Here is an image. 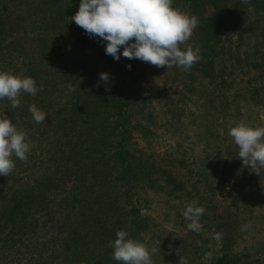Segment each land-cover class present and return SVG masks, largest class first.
<instances>
[{
	"label": "trees",
	"instance_id": "trees-1",
	"mask_svg": "<svg viewBox=\"0 0 264 264\" xmlns=\"http://www.w3.org/2000/svg\"><path fill=\"white\" fill-rule=\"evenodd\" d=\"M65 2L0 0V71L31 76L37 88L42 87L35 96L23 93L20 106L14 109L7 98L0 99V111L19 130L24 120L32 122L28 109L31 104L38 107L43 103L47 70L44 76L41 73L51 64L57 66L58 75L50 92L60 95L54 176L42 181L40 192L33 188L23 191L13 171L8 177L0 176V255L38 224L39 210L47 203V188L58 182L68 192L61 196L54 218L46 208L57 237L43 242L34 264H121L112 259L109 242H114L118 230L143 243V233L149 232L153 240L156 236L149 227L150 218L143 212V194L149 188L166 193L167 187L168 197L179 195L185 201L180 202L183 234L175 254L168 253L169 239H162L159 264H178L180 256L187 264L198 257L206 258L204 264H264V212L260 211L264 191L256 186L251 200L240 203L235 190L227 192L228 177L221 180L216 173L210 177L212 167L206 162H214L213 158L205 161L193 148L199 143L205 150L212 149L209 145L215 143V133L211 132L229 125L234 102L239 107L235 114L241 115L248 99L258 105L264 101V0L173 2V7L198 17L199 25L189 43L201 49V59L189 71L175 68L180 72V88H185L180 97H195L190 108L195 125L192 145L186 147L185 138L180 140V154L173 160L175 166L180 165V174L177 167L176 174L160 172L149 150L136 148L134 134L147 139L153 130L143 120L154 118L144 70L137 59L125 58L123 47L120 59H114L106 54L103 40L90 37L77 25L74 46L59 39L67 16L71 26L76 24L71 18L80 4V0ZM208 5H212V14L204 16ZM104 72L109 74L107 82L99 79ZM69 84L74 91L69 90ZM49 105L55 109L54 104ZM13 160L16 164L19 159ZM261 171L264 178V169ZM193 199L206 209L200 220L201 233L189 230L183 216ZM259 213L263 224L254 226ZM251 229L248 246L239 248Z\"/></svg>",
	"mask_w": 264,
	"mask_h": 264
},
{
	"label": "rangeland",
	"instance_id": "rangeland-1",
	"mask_svg": "<svg viewBox=\"0 0 264 264\" xmlns=\"http://www.w3.org/2000/svg\"><path fill=\"white\" fill-rule=\"evenodd\" d=\"M70 1L72 0H66L65 3ZM206 8L204 16L212 14V5H208ZM71 24L70 16H67L66 22H64L65 27L63 28V36L59 35L58 38L64 39L67 42L69 41L70 46H74L78 31L76 29V24L74 26H71ZM104 43L106 46L105 41ZM137 62V64L141 66V69L143 68L144 70V86L152 99L154 118L152 119L153 121L143 120L146 127L153 130V133L149 135L147 139L140 133L134 134L136 148L138 149V147H141L142 149H148L149 154H151L154 160L155 166L160 168H158L160 172L165 170L168 173L172 172L176 174L178 169L180 174V165L175 166L177 162L174 164V158H178L180 154V140L185 138L182 140L185 143H182L185 144L186 147L192 145L195 125L192 126L194 117L190 112V108L191 104L194 103L192 101L194 99L192 98L195 97L190 95L189 100L180 97V92H185V88H180V72L175 69L177 67L158 68L139 59H137ZM54 66V64H51L48 68L45 66L43 74L41 73V75L44 76V70H47L45 99H43L41 106H38V108L46 113V120L43 123H36L32 118V122L29 123L24 120L20 126L21 130L26 133L27 141L32 145L31 151L27 154V160H17L18 163L15 164V168L12 172L13 176H18L17 186L21 184L23 191L32 190L33 188L36 192H40L45 178L48 176L51 178L55 174L54 166H56V156L54 155V151L57 143L54 139V135L59 133L57 131L56 118L60 95L56 97L57 92H50L51 88H53L52 90L55 89V85L53 84L57 82L56 77L58 75V69L57 66ZM241 86L244 87L243 84H241ZM238 100L239 98L235 101ZM48 103L54 104L55 109L50 107V105L48 106ZM235 105L236 103L234 102L233 111L237 112L239 111V107ZM245 105L246 108L240 110L241 115H237L235 112L230 113L231 116H229L228 119L231 123H229V125L217 127V131H215V128L213 129L211 133H215L213 134L215 143L212 142V144L209 145L212 148L211 150H205L203 145L199 143L193 146L194 150L199 153V158H204L205 161L207 157L209 159L213 158L214 162H206V166L212 167L209 170L210 177L213 178L215 173L218 177L222 178L221 180L228 177V183L226 185L227 192L228 190H235V193L238 194L240 198L238 200L240 203H248L247 201L251 200V192L256 189V186H259L261 191H264L262 171L256 173L249 167L243 165L242 160L238 157L239 148L234 143L233 138L228 134L229 127L235 126V123L240 120L251 122L253 125L264 126V101L258 105L255 100L248 99ZM243 114L246 115L242 116ZM68 179L71 180L72 178L68 177ZM69 180H67L66 185L70 184L71 181ZM63 186L62 183L59 184L57 182V184L47 188V195L45 197L47 198V203H44L43 208L39 210L38 224L29 230L26 236H21V240H16L11 249H5L1 252L0 264H34V261L38 259V250L43 242L50 240L52 236H55V238L57 237L55 231L52 229L53 223L48 220L46 216V208L48 207L49 215L54 218V216H56V208H58V204L62 200L61 196H65L68 192ZM67 187H70V185ZM167 188L166 193H168ZM166 193L158 192L157 188H153V190L149 188L148 191L143 194L144 201L146 202V207L143 209V212L150 218L149 227L151 232L156 236L152 240L151 237L148 236L149 232H147L143 233V239L144 244H146L149 249L152 247L158 249L162 239L168 238V253L172 254L174 253L173 250H178L177 248L180 245L183 234L181 230L182 226L180 225V202L185 201L181 200L180 196L177 194L178 198L175 196L168 197ZM66 203L67 202H63L64 205ZM245 211L249 212L248 210ZM260 211L264 212L263 206H261ZM255 213L257 214L256 211ZM259 214L260 217L256 219L254 226L256 224L258 226L263 224L264 218L261 213ZM253 231L254 230L251 229L250 234L246 235L245 239H242L239 243V248L242 249L248 246V239H252ZM59 242L60 240L57 241L56 245L54 244L51 246V250L57 247ZM158 253L159 250L152 256L153 264H159L161 260V256L158 257ZM197 259L198 260L193 264H204L203 261L206 260L205 257H198Z\"/></svg>",
	"mask_w": 264,
	"mask_h": 264
},
{
	"label": "clouds",
	"instance_id": "clouds-1",
	"mask_svg": "<svg viewBox=\"0 0 264 264\" xmlns=\"http://www.w3.org/2000/svg\"><path fill=\"white\" fill-rule=\"evenodd\" d=\"M173 2L80 0L78 11L71 20L90 37L105 41L106 54L116 60L120 59V49L123 47L122 55L125 58L139 59L158 68L175 66L189 71L201 59L199 45L189 43L199 20L195 15L173 7ZM127 67L130 69L131 65ZM99 79L107 82L109 74L101 73ZM68 88L74 91L71 84ZM40 90L42 87L38 89L31 76L0 71V99L7 98L13 109L20 106L19 97L23 93L35 96ZM28 110L36 123L46 120V113L35 104H31ZM228 134L239 148L238 157L243 165L260 173L264 169V126L240 120L229 127ZM31 147L26 133L19 130L4 111H0V176L8 177L11 174L15 168L13 157L26 161ZM205 211L195 199L186 205L183 216L188 221L189 230L202 232L200 220ZM246 227L242 226V230H246ZM109 246L113 249L112 259L121 264H153L152 256L158 251L156 247L149 249L125 230H118L114 242H109ZM178 264H187V260L180 256Z\"/></svg>",
	"mask_w": 264,
	"mask_h": 264
}]
</instances>
